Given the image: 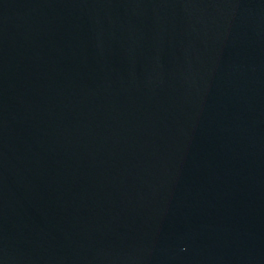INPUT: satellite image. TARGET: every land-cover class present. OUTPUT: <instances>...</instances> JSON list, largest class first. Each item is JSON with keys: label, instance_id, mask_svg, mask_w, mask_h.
<instances>
[{"label": "water", "instance_id": "water-1", "mask_svg": "<svg viewBox=\"0 0 264 264\" xmlns=\"http://www.w3.org/2000/svg\"><path fill=\"white\" fill-rule=\"evenodd\" d=\"M0 264H264V0H0Z\"/></svg>", "mask_w": 264, "mask_h": 264}]
</instances>
